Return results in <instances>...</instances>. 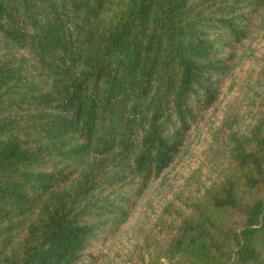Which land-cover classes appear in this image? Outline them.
<instances>
[{
    "label": "trees",
    "instance_id": "16d2710c",
    "mask_svg": "<svg viewBox=\"0 0 264 264\" xmlns=\"http://www.w3.org/2000/svg\"><path fill=\"white\" fill-rule=\"evenodd\" d=\"M189 138L221 162L130 264H264V0H0V264H97Z\"/></svg>",
    "mask_w": 264,
    "mask_h": 264
},
{
    "label": "rangeland",
    "instance_id": "374dc122",
    "mask_svg": "<svg viewBox=\"0 0 264 264\" xmlns=\"http://www.w3.org/2000/svg\"><path fill=\"white\" fill-rule=\"evenodd\" d=\"M262 67V64L249 63L247 65L248 71L240 73L237 70L236 76L240 79L249 77L250 86L254 84L258 86L259 71ZM244 95V90L239 87L235 94H226L227 98L222 101V107L216 116L222 117L224 115L225 117L236 113L238 105H240L239 102ZM188 144L186 155L184 154L181 159L175 162L167 173L166 184L160 187V184L155 183L150 187L139 200L132 216L122 229L104 244L102 242L97 243V248L94 250L96 252L103 251L97 264H130L131 261L128 258L133 259L134 254L140 252L139 250L135 251V247L140 245L142 240L152 238L151 224L144 214L146 212L145 207L150 204V201L154 203V208L146 212L148 216L152 215L150 218H154L155 214L164 207V204L175 205L174 209L176 208L177 211L183 210L184 198L195 196L197 187L199 188V180L196 179V182L192 184L191 182L188 183L187 179H190L192 173L197 171V173H201L200 180H202L203 177L211 175V169L221 162V158L212 154L211 146L214 143L212 144L211 141L205 148L202 144L196 146V140L193 138L188 139ZM150 244L153 243L150 241ZM133 261L135 260L133 259Z\"/></svg>",
    "mask_w": 264,
    "mask_h": 264
}]
</instances>
